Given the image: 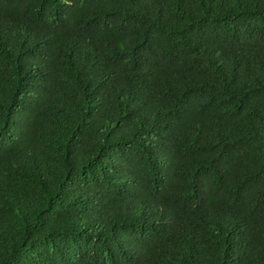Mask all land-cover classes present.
I'll return each instance as SVG.
<instances>
[{"label":"trees","instance_id":"trees-1","mask_svg":"<svg viewBox=\"0 0 264 264\" xmlns=\"http://www.w3.org/2000/svg\"><path fill=\"white\" fill-rule=\"evenodd\" d=\"M0 264H264V0H0Z\"/></svg>","mask_w":264,"mask_h":264}]
</instances>
